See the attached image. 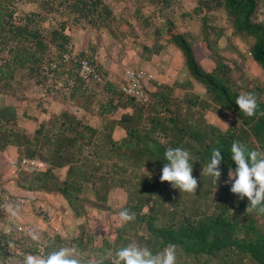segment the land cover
<instances>
[{
  "label": "trees",
  "instance_id": "1",
  "mask_svg": "<svg viewBox=\"0 0 264 264\" xmlns=\"http://www.w3.org/2000/svg\"><path fill=\"white\" fill-rule=\"evenodd\" d=\"M54 1L56 13L60 11V16L66 13L68 17L52 25L37 12L24 14L17 21L15 0H0V95L16 93L26 87L27 81L48 86V81L58 84L64 77L74 78L84 94L90 91L97 97L99 89L111 91L105 71L90 54L74 53L68 30L81 24L110 29L115 19L112 6L106 0ZM263 1L199 0V4L206 11L226 10L235 33L254 37L251 55L264 70V23L254 20ZM168 22V31L159 30L156 34L164 37L162 44L145 45V51L159 54L161 48L175 44L183 53L191 76L205 86L210 101L196 94L180 97L175 88L166 87L149 93V101L144 103L117 87L113 99L100 102L99 109L106 116L119 107L131 110L118 120L126 131L125 137L118 140L114 138L113 126L94 127L67 110L52 115L49 121L39 123L30 132L19 127L14 106L0 107V153L10 146L17 147L20 156L17 170L29 175L19 184L21 188L34 193L58 192L76 216L81 217L86 210L83 194L89 186L96 196L92 202L99 208L113 212L127 208L135 213L134 219L113 225L108 234L95 235L81 225L82 235L66 240L57 236L36 241L31 235L33 231H28V227L36 228L34 224L27 225L24 231L18 225L9 230L0 229V264H11L9 260L18 256V250L24 259L25 254L44 255L62 247L75 248L83 264H93L94 261L87 259L91 253L93 257L97 254V264H114L116 252L131 243L148 247L154 253L175 244L177 264H249L250 261L264 264V212L252 209L248 198L239 199L231 191V184L225 182L229 168L237 167L230 153L234 141L264 151V84L255 82L246 88L258 100L256 115L249 117L236 103L242 94L234 72L237 65L232 66L218 56L215 68L207 70L198 60L187 34L177 29L173 19ZM149 27L147 24L146 28ZM83 58L98 66L105 77L103 83L82 80L79 68ZM65 82L62 81L64 85ZM95 87L96 90L92 89ZM211 101L220 110L235 114L226 130L207 120L204 114L198 115L200 111H193L199 105L205 110ZM169 147H182L192 154L193 175L198 179L195 193L181 192L171 182L161 181L166 163L164 153ZM217 147L223 156L218 186L206 171L203 173L212 150ZM25 157L43 160L46 167L34 172L24 170L21 162ZM65 168L66 173H60ZM115 188L128 193L127 201L119 208L109 204V195Z\"/></svg>",
  "mask_w": 264,
  "mask_h": 264
},
{
  "label": "rangeland",
  "instance_id": "2",
  "mask_svg": "<svg viewBox=\"0 0 264 264\" xmlns=\"http://www.w3.org/2000/svg\"><path fill=\"white\" fill-rule=\"evenodd\" d=\"M106 1L112 6L115 15L110 29H106L108 35L112 36V38L109 37L111 39L109 40L108 35H106L107 38L105 39L101 35H98V38H101L100 42L105 41V43L106 41H115L118 50L115 54L116 60L118 61L119 58L123 59L120 66L121 73L128 66L137 67L134 65V60L141 55V52L145 55L154 54L153 51H145L144 46H151L154 43L161 45L164 37L157 36V31L163 30V33L167 32L168 21L173 19L175 26H178L177 29L187 34L194 46L198 59L208 69L212 70L215 68L218 56L223 57L232 66L237 65L234 72L241 86V93H247L246 88L250 87L252 83L264 84V70L251 55V47L255 41L254 37L235 33L232 19L226 10L217 8L208 11L203 10L200 8L199 0H168L169 2H165V0ZM13 7L17 21L24 14L31 12L42 14L48 19H46V23L50 21L52 25L68 17L66 13L64 16H60V11L56 13L57 5L54 0H15ZM53 13H55L54 16L52 15ZM254 20L264 23V1L261 2ZM147 24L150 25L148 32H146L148 30L146 28ZM87 28L88 26L83 24L79 26L80 30ZM95 30L98 31L97 33L101 32L99 29ZM93 41L96 42V40ZM164 49L165 47L161 48V51L163 52ZM184 65L187 67L185 58ZM27 83V87H22L16 93L12 92L9 95L17 98L22 94L25 95V93L32 95L34 89L28 88L31 82L27 81ZM48 84L54 85V82L51 80L48 81ZM165 86L161 87V89L165 90ZM186 87L185 91L181 90L177 95L182 97L196 94L202 99L210 101V97L202 83L195 80ZM96 88L92 89L96 90ZM33 93L35 94V92ZM179 103L180 101L174 102L173 106ZM2 104L3 101L0 100V105ZM29 107L30 115H36V105L33 104ZM16 108H18V105H16ZM22 108L27 110L28 106H22ZM43 109L47 108L43 107ZM193 111H200L198 115L204 114L207 120L223 130L229 128L235 119L234 113L228 110H220L219 106L212 101L211 105L205 110H203L202 105H199L196 108L194 107ZM21 112L18 119L19 127L27 129L30 124L26 126L24 122L27 119L25 115L29 113L24 112L21 114ZM47 121H49V118H46L44 122ZM15 165L13 164L11 170L9 169L4 174L0 171V195L3 197V205L0 207L2 211L1 230H9V228L11 229L18 225L22 226L24 231L27 230V225L34 224L36 228L31 229V227H28V231H33L32 234L30 232L32 236L40 231V240L44 241L48 237L57 236H61L66 240L81 236V225H84V228L89 233L100 235L101 233H110L113 225L117 226L124 223L119 216V212L101 209L96 205V202H92L95 201L96 196L93 189L89 186L83 194L86 210L81 217L76 216L69 202L58 192L38 191L34 193L21 188L19 184L24 183L29 175L17 170ZM66 169L60 171V173L65 174ZM213 194L216 196L217 192ZM109 198V204L119 208L127 201L128 193L122 188H115L110 193ZM18 252L17 257L12 256L10 258L11 264L22 263L23 257L20 256L22 253L20 250ZM87 259L90 262H98L97 254L93 257L91 253L90 259ZM249 264H254V262L250 261Z\"/></svg>",
  "mask_w": 264,
  "mask_h": 264
},
{
  "label": "crops",
  "instance_id": "3",
  "mask_svg": "<svg viewBox=\"0 0 264 264\" xmlns=\"http://www.w3.org/2000/svg\"><path fill=\"white\" fill-rule=\"evenodd\" d=\"M97 32L95 28L88 26L85 30H80L79 28L72 29L69 31V34L72 36L74 53L77 54L84 51L90 54L93 58L92 60L105 71L108 80H110L109 83H111L109 85L111 91L108 92L99 89L98 91L100 93L97 97L92 95L90 91L84 94L82 90H79L78 85L76 86L74 78L67 77V79L63 78L58 84L54 85L49 84L48 86H44L31 84L28 88L34 89L32 95L25 93V95L22 94L17 98L13 95L2 94L3 96H0V100L3 101V104L0 107L14 106L18 117L21 111V114L24 112L29 113V106L33 104L36 105V108L39 107L37 109L35 108L36 115L31 116L30 113L25 115L27 119H25L24 124L26 123V126L30 124L29 127L27 126L30 132H34L38 127L37 124L42 123L46 118H50L55 114L58 115L67 110L94 127H100L102 124L113 126L114 138L118 140L126 135V131L118 123V120L121 119L124 112L131 110H124L122 107H119L112 115L106 116L103 114V110L99 108L101 103L113 99L112 94H114L117 87L124 88L126 83L125 72L128 68H144L147 70L146 88L148 93L158 92L162 90L161 87L166 85L165 88H175L177 95L181 90L185 91L186 86H189L190 82L195 81L189 70L186 69V65H184L181 50L173 43L166 46L163 52L161 51L159 54L145 55L141 52V55L134 60V65L137 67L128 66L121 73L120 66L122 65L123 59L121 60L119 58L118 61L116 60L115 54L118 50L115 41H108L109 43L107 41L106 43L105 41L100 42L99 40L101 38H98V35L104 36L103 38L105 39L107 38L108 31L103 29L101 32ZM109 37L112 38V36L108 35V39L111 40ZM93 40H96V42ZM201 64L207 70L211 71L203 62ZM63 80H66L65 83L67 84L64 85L62 83ZM89 102L91 108L94 107V109L90 110V106L88 107L89 109L87 108ZM16 105H18V108H16ZM22 106H28V109L24 110ZM43 107L47 109L44 110ZM111 121H114V123L110 124ZM19 157L16 146H10L5 152L0 153V171L4 174L9 169L11 170L13 164H17Z\"/></svg>",
  "mask_w": 264,
  "mask_h": 264
},
{
  "label": "clouds",
  "instance_id": "4",
  "mask_svg": "<svg viewBox=\"0 0 264 264\" xmlns=\"http://www.w3.org/2000/svg\"><path fill=\"white\" fill-rule=\"evenodd\" d=\"M236 103L239 109L247 116H255L258 109V100L253 92L242 93ZM231 158L237 167L229 168L228 180L231 191L239 199L248 198L252 209L264 212V151L250 149L240 141H234L230 149ZM161 181H169L173 188L181 192L195 193L198 190V179L193 175V158L190 151L182 147H169L164 153ZM223 161L219 147L212 150L207 168L203 170L213 178L218 186L222 176L219 167ZM119 216L123 221L134 219L135 213L127 208L121 209ZM32 238L40 240V235L34 233ZM176 245L169 244L162 251L153 252L150 248L136 243L121 247L116 252L114 264H177ZM22 264H83L75 248L62 247L53 249L44 255L26 254ZM97 264V262H93Z\"/></svg>",
  "mask_w": 264,
  "mask_h": 264
},
{
  "label": "built area",
  "instance_id": "5",
  "mask_svg": "<svg viewBox=\"0 0 264 264\" xmlns=\"http://www.w3.org/2000/svg\"><path fill=\"white\" fill-rule=\"evenodd\" d=\"M79 76L84 81H96L103 83L105 81L104 75L99 70L96 64L88 58H83L80 62ZM148 72L144 68H128L125 72L126 83L123 90L126 94L136 97L141 102L147 103L149 101V93L146 88V79ZM24 170L34 172L41 171L46 167V163L38 158L25 157L21 162ZM20 229L22 227L20 226Z\"/></svg>",
  "mask_w": 264,
  "mask_h": 264
}]
</instances>
